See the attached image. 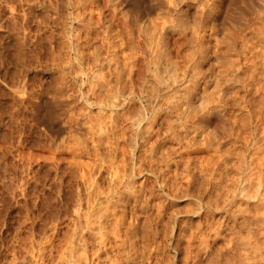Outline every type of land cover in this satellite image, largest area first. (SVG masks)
Here are the masks:
<instances>
[{
    "label": "rangeland",
    "instance_id": "1",
    "mask_svg": "<svg viewBox=\"0 0 264 264\" xmlns=\"http://www.w3.org/2000/svg\"><path fill=\"white\" fill-rule=\"evenodd\" d=\"M240 2L245 5L248 3L250 9L244 5L246 13L248 10L246 15L244 10L235 13V10L229 9L233 15L240 14L238 19L244 18V15L247 18V15L257 11V0L254 1L256 5L252 1ZM25 12L26 0H0V62L3 61V65L0 63V146L2 144L1 147H5L6 153H3V148L0 149V264H13V260L14 264H186V256L183 255L198 244L197 238H192L193 231L200 233L205 229V224L212 227L223 225V215L229 211L228 206L233 210L237 206L243 208L253 204V198L238 193L236 188L238 182L235 179L240 175L236 168L239 161L235 152H245L246 149L237 142L235 144L229 137L232 122L247 118V109L241 99L246 94L245 88L233 81L227 82L230 77L222 72L228 66V60L237 57L236 50L230 45L234 37L230 36L233 23L229 19L231 14L221 16L222 31L217 36L210 37V46L218 42L223 51L214 58L211 66L203 65L202 70L208 82L195 88L193 109L186 110V105V108L181 105L183 108L167 114L161 110L163 116H168V122L162 124L163 132L166 133V140L160 142L163 147L157 145L155 151L151 152V157L148 156L149 151L144 153L146 157L140 171H136L135 166L130 168L127 165L130 168L127 170L134 174L131 178L134 190L123 182L116 181L118 184H113L115 190L112 191L111 187L106 189L108 174L105 167L110 159L107 157L106 141L111 132L110 123L114 111L110 101L108 102L111 93L104 88V81L109 78L108 72L112 66L108 54L112 49L105 47V43L99 45L101 41L98 38L102 36H92L90 43L83 38L80 41L88 44L84 49L85 57L76 59L72 50L62 47L70 36L59 34L60 25L53 27L56 31H52L58 35H46V38L45 34H37V37V29L42 27V24H37L40 18L27 19ZM36 37L43 41L36 40ZM111 37L114 39V36ZM177 37L172 36L174 39ZM228 46L231 47L230 50H227ZM98 55V59H95ZM226 73L231 75L229 71ZM89 77L92 82H86ZM59 79L65 80L64 83ZM234 90L237 93H233ZM32 91L43 95L39 108L40 115L45 118L42 127L34 124L27 105L26 95ZM225 91L228 94L219 101L217 94ZM224 99L226 104L222 102ZM131 104L133 107H129ZM131 104L128 105L131 110L138 106L137 101H132ZM212 105L223 108L224 112L220 116L216 115L210 125L199 119L197 122V115L205 107ZM200 107L203 109L200 110ZM51 111L53 120L64 127L57 140L54 155V149L49 146V140L43 131V128L50 125ZM12 113L15 114L14 120ZM191 114L194 116L192 119ZM236 116L239 119H235ZM168 124L170 126L167 128ZM259 130L248 131L253 132L252 137L257 133L254 139L260 140ZM9 133H14L15 136ZM258 143H264V139L255 146L260 145ZM133 145L136 146L134 142ZM261 147L264 148V145L261 144ZM230 148L234 152L226 153L231 162L227 171L220 167L221 164L213 163V160L220 161L221 154L222 157L225 156L224 149ZM136 149L135 153L139 152ZM245 153L247 157L248 152ZM225 173L227 176H224ZM88 178H95L97 181L93 179L95 183L87 187ZM226 180L227 183H224ZM229 181L231 182L228 183ZM226 186H231L234 190L233 197L231 192L227 198L229 192H226ZM252 188L250 187L251 190ZM113 193L117 195L116 200L119 202L116 201L115 205L118 227L113 228L118 235H114L112 226L108 225L111 220L107 224L103 222L106 218L101 220L106 224L105 237L107 236L111 245L108 256L101 253L97 261L94 254L101 249L98 238H95L99 237L98 218L94 217L99 208L98 213L101 215L99 213L97 216L104 218V213L108 214L111 208L108 198L115 201ZM229 199L233 203L228 202ZM103 206L110 208L104 212L106 209ZM94 219L97 228L93 226ZM222 242L221 239L216 244L220 246L223 245ZM70 249L78 262L67 259ZM110 256L115 258L113 262L109 261ZM217 256L215 253L210 256L213 261L215 259V263L210 258L209 261L202 260L200 264H222L221 257Z\"/></svg>",
    "mask_w": 264,
    "mask_h": 264
},
{
    "label": "bare ground",
    "instance_id": "2",
    "mask_svg": "<svg viewBox=\"0 0 264 264\" xmlns=\"http://www.w3.org/2000/svg\"><path fill=\"white\" fill-rule=\"evenodd\" d=\"M240 1L241 0H26L25 13L27 19L33 18L34 20L40 18L39 22H37V20H35V22H37V24H42L43 27H38L37 33L35 32L36 36L37 34L38 36H42L43 34H45L44 36L58 35L56 33L53 34V32L56 31L53 27L60 25L61 31L58 30L59 34L70 36L66 38L67 40L64 41L62 47L72 50L76 59L80 56L85 57L84 49L86 46L88 47V44L80 41L83 38H86L90 43L92 36H102L98 38L99 41H101L99 45L105 43V47L112 49L108 52L112 66L108 72L109 78L104 81L105 90L111 93L108 102L110 101V105L113 107L114 111L113 119L110 123L111 132L110 135H107L108 138L106 141L107 157L110 158L108 159L107 167H105V171H107L108 174L107 190L111 187L112 191H114L113 184H118L115 183L116 181L123 182L125 186L132 189L133 183L131 178L134 174L127 169L135 166L134 169L140 171L142 162L146 157L144 153L149 151L150 155L148 156L151 157V152L155 151V147H158L157 145H161V143L166 140V133L163 132L162 124L168 122V116H163L161 110H164L167 114L173 110L178 111L180 108L185 107L184 105L187 107L186 110L193 109L192 105L195 98L194 90L197 89L196 87L198 85L208 82L204 75V70H202L203 65L209 64L211 66L214 58L219 56L220 51H223L222 48L219 47L220 45L218 42L210 46V37L217 36L218 33L222 31L221 27H223V24L220 22L222 15H233L230 10H235V13L236 11L238 13L240 11L244 12L246 10V5L247 9H250L248 3L245 5ZM243 1H252L254 4L256 3L254 2L255 0ZM257 1V3H259L256 7L257 11H255V13L252 12V15L250 13L251 16L247 15L249 17L246 16L247 18H245V15L248 14V10L247 13L245 11L244 18L240 17L241 21L239 20L240 18L238 19L240 14L237 15L238 17L233 15V19H231V15H229V19L233 21V23L231 22L232 27L229 26L232 28L230 36H234L230 45L233 50H236L237 57L235 59H229L227 63L228 66L222 71L225 73V76L229 75L230 77L227 82L233 81V83L239 84V87L245 88L246 91L245 96L241 99L242 102L245 103L243 106L247 109V118L239 119L237 116L235 119L239 120H234L233 118V126L230 128V133H228L235 144L236 142L237 144L239 143L240 147H243L244 150L246 149L245 152H248L247 157L245 156V152L240 150L235 152L239 161V163L236 164L238 166L235 167L240 175L239 177L237 176L238 179L235 180L238 182L236 187L238 193H243L247 198H253V204L251 206L248 204L243 208L234 205L236 208L233 210H231V206H228L229 211L223 215V225L218 224L219 222L217 223L218 225L216 224L217 226L213 227L209 224H205L207 228H203L204 230L200 233H194L193 231L191 234L192 238H197L198 244L194 242L197 244L194 249L186 248L189 249L188 252L184 249L185 252L188 253L187 255L186 253L183 255V257L186 256V261L184 258L181 259H183L186 264H200L202 260L206 261V259L209 261L213 253L221 257L222 264H264V148L261 147V144L264 145V143H258L260 145L255 146L257 142H261V140L264 139V0ZM253 3H251V5ZM252 10L254 11V9ZM63 11L66 13H63ZM224 30L225 29H223V31ZM111 36H114V39ZM172 36L178 37L174 39ZM36 40L40 41L42 39L39 37V39L37 38ZM174 43H176L175 46ZM231 47L228 46L227 50H230L229 48ZM227 50H225V52ZM98 57L99 55L95 56V59H98ZM1 62L3 61L1 60ZM226 71L231 72V75L226 73ZM62 79H59V81L61 83L63 81L64 83L65 80ZM88 80L92 82L90 77L86 82H89ZM81 81L84 82L83 79ZM229 88L231 89V87ZM236 91L237 90H234L233 93H237ZM226 92L227 91H225V93ZM225 93L217 94L219 101L221 98H224V95L228 94ZM41 94L40 92L35 93L32 91L28 92L26 95L27 105L32 114L31 118L36 126H41L45 120L39 112V108L41 107L40 100L43 98ZM132 101H137L138 106L135 105L136 108L131 110L129 107L132 106ZM222 102L226 104L224 103L226 102L225 99ZM129 103L131 105L128 107ZM163 104H165L164 109L162 107ZM201 109H203V107H200V110ZM195 110L199 109L195 108ZM193 112L191 111V113ZM197 112H195V116ZM223 112V108L216 105L207 106L205 110H202V112L197 115L198 118H196V120H202L206 125H210L214 117ZM13 113L11 117L14 120L13 116H15V114L13 115ZM51 113L52 111L49 114L51 117V121L49 122L50 125L43 128V131L49 140V146L54 149L52 152L54 155L57 148V140L62 134L61 130L64 129V127L60 125L59 122L53 120ZM185 113L187 112L185 111ZM193 117L194 116L191 114L190 118L192 119ZM159 118H161L160 121ZM168 126L170 125L168 124L167 128ZM258 129H260L259 134L261 137L259 136L260 140L259 138L255 140L254 137L257 133L252 137L253 132L248 130L256 131ZM133 142L136 146L133 145ZM14 145L16 146V144ZM1 146L0 149L3 148ZM8 147L12 148L10 146ZM4 148L3 153L6 154ZM135 149L139 152L135 153ZM1 151L2 150H0V152ZM230 151L234 152L231 148L229 150L224 149L225 158L222 157L221 154L220 161L213 160V163L221 164L223 167H220L228 171V166L231 162H229L228 157H226V153ZM13 153H15L14 150ZM218 157L219 156H217V158ZM130 162L132 164H130ZM127 165L131 167L128 168ZM227 174L225 173L224 176H227ZM89 179L90 178H88V180ZM93 179L89 180L87 187L95 183ZM225 179L229 180L227 177ZM95 180L97 181V179ZM227 180L224 183H227ZM230 182L231 181L228 183ZM246 183L249 184V186ZM234 185L236 186V183H234ZM97 188L99 189L98 186ZM227 188L226 186V189ZM106 189L105 191H107ZM233 191L231 186H229L226 190L229 194L225 191L223 192H225L227 198H229L231 192V196L233 195ZM92 192H95V190ZM110 194L111 193H109V196ZM115 194V201L109 198V203L108 201H104L111 205V208L108 206L107 209L103 206V208L106 209L104 212H107L108 208H110L108 214L104 213V218L97 216L101 208L97 209V212L95 211L97 217L95 216L94 218L98 219H94L93 226L97 221V224H99V226H97L99 237L95 236V238H98L97 242L100 244L99 248L101 249L99 252L95 251L94 257L97 261L101 253H104L106 257L108 256V249L111 245H109L107 236L105 237L106 228L104 225H106V222L109 220H111V223H108V225L112 226V229L118 224V219H115V205L119 202L116 200L117 195L115 196ZM112 197L111 195V198ZM232 201L229 199L228 202L233 203ZM88 205L90 206V204ZM228 205H230V203ZM83 216L84 214L82 213V217ZM105 218L106 221H103L102 219ZM99 219L100 222L98 221ZM89 220L87 219V221ZM101 220L106 224L102 223ZM210 222L212 223V221ZM132 223L136 224L135 222ZM89 224L88 226H90ZM214 224L215 223H213V225ZM95 227H92L94 231L96 230L94 229ZM113 230L112 233L117 236V230ZM49 236L51 237V235ZM221 239L223 245L219 246L216 242ZM13 248L15 249V247ZM13 248H11V250ZM111 256L109 261L113 262L112 260L115 258L112 259L113 256ZM66 257L67 259L69 258L68 260H73L74 263L75 261L78 262V260L74 258L75 256L72 249L69 250ZM210 260L213 261L212 258ZM213 262L215 263V259ZM12 263L14 264V260ZM206 263L207 262H205V264Z\"/></svg>",
    "mask_w": 264,
    "mask_h": 264
}]
</instances>
